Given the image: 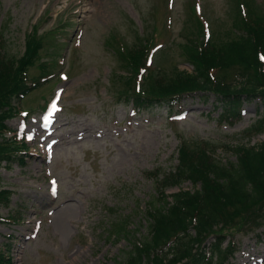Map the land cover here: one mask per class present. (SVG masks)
Instances as JSON below:
<instances>
[{
    "label": "rangeland",
    "instance_id": "1",
    "mask_svg": "<svg viewBox=\"0 0 264 264\" xmlns=\"http://www.w3.org/2000/svg\"><path fill=\"white\" fill-rule=\"evenodd\" d=\"M245 1L251 6L252 0ZM191 3L175 0L171 8L166 0H0V43L4 42L5 55H22L26 35L37 23V34H43V43L51 46L41 51L30 75L39 73L41 60L54 62L50 69L56 73L50 83L30 91L22 101L14 100L15 107L28 109L29 119L14 115L6 124L13 129L24 124L25 130L36 134L39 113L55 90L61 91L63 106L50 135L56 142L39 138L30 144L33 155L24 159V165L15 163L0 170L1 185L13 192L8 204H0V249L10 242L11 264H116L129 245L125 239L113 238L106 228L115 219L130 216L132 229L142 219L139 213L151 183L145 172L174 168L183 139L211 141L217 156L232 160L226 144L242 137L250 144L264 138L258 131L244 136L257 119V104L248 99L241 120L221 127L218 109L210 111V104L195 95L187 100L183 120L169 125L164 123V106L152 109L150 116L139 115L136 122L129 116L130 105L118 102L112 86L118 87L120 78L112 82V77L123 69L109 46L111 37H121L129 47L136 34L142 40L157 28L164 42L154 64L166 70L175 64L191 70L179 49L184 25L189 26ZM258 4L264 9V0ZM235 6L236 0H202L211 34L225 36ZM168 14L172 18L169 31L164 29ZM151 38L142 40V45L152 44L154 35ZM56 39L61 44L54 49ZM61 71L67 73L66 80L59 79ZM41 146L51 151L50 160H44ZM49 180L58 186L52 196ZM182 188H190V183ZM12 216L16 223L9 221ZM263 224L264 220L252 232H237L233 253L223 264H264V237H258ZM33 227L36 232L31 235ZM230 237L226 235L225 243Z\"/></svg>",
    "mask_w": 264,
    "mask_h": 264
},
{
    "label": "trees",
    "instance_id": "2",
    "mask_svg": "<svg viewBox=\"0 0 264 264\" xmlns=\"http://www.w3.org/2000/svg\"><path fill=\"white\" fill-rule=\"evenodd\" d=\"M240 1L236 0L225 36L211 34L204 46L199 39L201 22L190 12L179 49L191 70L175 65L166 70L161 65L148 70L141 89L136 80L146 55L140 51L142 40L136 34L128 47L123 40L117 44L115 36L111 37L109 46L123 69L112 77V82L120 78L119 86H112L118 102L152 109L195 95L210 104V111L221 109L220 119H230L240 115L242 98L259 99L258 118L246 132L264 133V13L251 2L246 16H241ZM190 8L194 9L193 5ZM37 27L34 24L26 35L24 52L18 58L6 56L4 42L0 43V170L23 162L18 143L5 134L9 129L6 120L14 114L13 99L21 100L51 78L47 73L51 66L43 61L39 73L30 75L41 51L51 46L43 43L44 35L37 34ZM56 44L58 39L52 47ZM242 138L225 145L234 155L232 160L217 156L211 141L183 139L174 168L168 172L161 167L147 170L151 183L139 213L142 219L132 229L130 216L115 219L106 228L113 238L125 239L129 245L116 264H223L233 253L236 233L252 232L264 220V138L252 144ZM1 180L0 175V184ZM185 182L190 188H182ZM176 186L178 191H166ZM10 196L11 191L0 185V204H8ZM261 231L264 236V224ZM226 235L231 237L224 246ZM11 260L10 255L0 253V264H11Z\"/></svg>",
    "mask_w": 264,
    "mask_h": 264
},
{
    "label": "snow or ice",
    "instance_id": "3",
    "mask_svg": "<svg viewBox=\"0 0 264 264\" xmlns=\"http://www.w3.org/2000/svg\"><path fill=\"white\" fill-rule=\"evenodd\" d=\"M53 107H55V105H53Z\"/></svg>",
    "mask_w": 264,
    "mask_h": 264
}]
</instances>
